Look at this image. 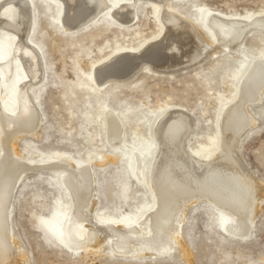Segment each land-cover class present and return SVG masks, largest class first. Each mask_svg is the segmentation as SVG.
Segmentation results:
<instances>
[{
  "label": "rangeland",
  "instance_id": "obj_1",
  "mask_svg": "<svg viewBox=\"0 0 264 264\" xmlns=\"http://www.w3.org/2000/svg\"><path fill=\"white\" fill-rule=\"evenodd\" d=\"M107 1L117 5L132 0ZM31 2L34 17L29 39L42 54L45 78L31 88L42 127L34 135L22 133L15 144L25 160L21 163L34 161V170L19 182L11 203L12 229L22 263L264 264V200L246 240L224 231L226 212L199 200L187 206L181 236L169 256L124 257L112 251L110 241L88 250H72L59 234L61 218L72 203L57 165L64 154L79 166L91 163L97 191L94 221H136L139 213L151 208L153 198L146 175L142 179L135 175V153H152L156 119L180 110L195 117L196 127L186 144L194 154H212L220 144L224 113L238 100L251 66L264 61V29L251 30L235 50L220 47L213 56L203 54L202 61L201 56L192 65L183 63L184 68L158 72L143 66L127 79L101 86L93 79L96 67L119 53L139 52L161 38L160 5L138 1L135 21L128 25L105 9L87 25L66 30L57 2ZM167 7L193 22L211 41L215 37L203 20L207 11L249 22L264 14V0H169ZM12 39V34L0 28V59L11 51ZM259 98L248 102L254 123L244 132L238 151L264 186V89ZM5 105L11 108L7 98ZM108 109L122 120L118 145L107 139ZM75 231H82L81 223Z\"/></svg>",
  "mask_w": 264,
  "mask_h": 264
},
{
  "label": "bare ground",
  "instance_id": "obj_2",
  "mask_svg": "<svg viewBox=\"0 0 264 264\" xmlns=\"http://www.w3.org/2000/svg\"><path fill=\"white\" fill-rule=\"evenodd\" d=\"M54 1L59 4L63 27L75 30L87 25L105 9L122 24H131L140 0L117 5L107 0ZM146 1L161 7L164 25L161 38L149 42L139 52L119 53L96 67L93 79L98 85L103 86L113 79H127L143 66L166 71L183 63L197 62L203 54L213 56L220 47L235 50L251 30L264 29L263 13L249 22L207 11L203 20L215 37L211 41L193 22L169 9V0ZM33 17L31 0L0 2V28L13 37L11 51L0 59V264L24 263L17 254L11 203L19 182L34 170V161L27 159L26 164L21 163L25 160L15 144L22 133L37 134L43 122L31 93V88L45 78L42 54L29 39ZM210 48L214 50L208 51ZM247 74L238 100L223 112L220 144L212 154H194L186 144L196 127L195 117L181 110L158 116L152 132L156 138L152 153L148 150L135 153V175L141 179L146 175V185L153 198L151 208L139 213L136 221L123 219L112 223L107 218L102 223L94 221L97 191L91 163L79 166L67 154L62 155L57 165L72 203L59 224L62 242L72 250H88L110 241L112 251L128 258L169 256L181 236L187 206L199 200L212 203L227 213L223 225L226 233L241 240L248 239L253 233L254 219L264 206L261 204L264 186L243 161L238 147L244 132L254 123L248 102L259 100L264 89V61L255 62ZM6 98L11 108L6 107ZM105 120L107 139L118 145L123 133L121 118L108 109ZM78 222L81 232L75 231Z\"/></svg>",
  "mask_w": 264,
  "mask_h": 264
}]
</instances>
